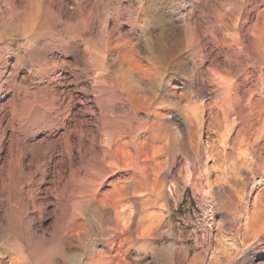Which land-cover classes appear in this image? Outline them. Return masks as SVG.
Segmentation results:
<instances>
[{
  "label": "clouds",
  "instance_id": "clouds-1",
  "mask_svg": "<svg viewBox=\"0 0 264 264\" xmlns=\"http://www.w3.org/2000/svg\"><path fill=\"white\" fill-rule=\"evenodd\" d=\"M0 264H264V0H0Z\"/></svg>",
  "mask_w": 264,
  "mask_h": 264
}]
</instances>
